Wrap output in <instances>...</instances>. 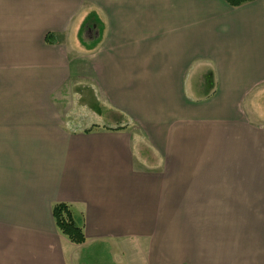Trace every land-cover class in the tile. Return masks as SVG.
<instances>
[{"label": "crops", "instance_id": "obj_1", "mask_svg": "<svg viewBox=\"0 0 264 264\" xmlns=\"http://www.w3.org/2000/svg\"><path fill=\"white\" fill-rule=\"evenodd\" d=\"M0 264H264V0H0Z\"/></svg>", "mask_w": 264, "mask_h": 264}, {"label": "trees", "instance_id": "obj_2", "mask_svg": "<svg viewBox=\"0 0 264 264\" xmlns=\"http://www.w3.org/2000/svg\"><path fill=\"white\" fill-rule=\"evenodd\" d=\"M232 5H240L247 0H227ZM47 39L52 41L51 37ZM53 214L59 230L72 242L82 244L86 241V234L83 226V217L77 216L69 204L57 203L53 207Z\"/></svg>", "mask_w": 264, "mask_h": 264}, {"label": "rangeland", "instance_id": "obj_3", "mask_svg": "<svg viewBox=\"0 0 264 264\" xmlns=\"http://www.w3.org/2000/svg\"><path fill=\"white\" fill-rule=\"evenodd\" d=\"M87 27V26H86Z\"/></svg>", "mask_w": 264, "mask_h": 264}]
</instances>
